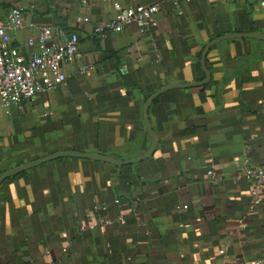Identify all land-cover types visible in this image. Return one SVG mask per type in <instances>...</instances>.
<instances>
[{"label":"crops","instance_id":"obj_1","mask_svg":"<svg viewBox=\"0 0 264 264\" xmlns=\"http://www.w3.org/2000/svg\"><path fill=\"white\" fill-rule=\"evenodd\" d=\"M114 2L160 10L146 33L129 24L93 35ZM14 7L60 38L76 33L79 44L60 64L66 79L57 89L0 111V171L65 149L143 154L146 98L166 83L203 79L201 52L212 38L264 32V0H0V23ZM35 34L11 32L10 44L27 53ZM206 66V84L150 104L158 143L148 158L118 166L62 157L5 179L0 264H264V187L251 208V183L236 178L244 153L264 167V43L222 40Z\"/></svg>","mask_w":264,"mask_h":264},{"label":"built area","instance_id":"obj_2","mask_svg":"<svg viewBox=\"0 0 264 264\" xmlns=\"http://www.w3.org/2000/svg\"><path fill=\"white\" fill-rule=\"evenodd\" d=\"M159 10L158 3L124 6L114 2L111 17L96 25L93 35L119 33L129 24L136 25L140 33H146L154 25V17ZM23 28L36 30L35 35L26 39L27 53L10 44V33ZM78 44L76 33L60 38L52 27L37 26L32 21H26L20 7L10 9L0 23V111L7 112L12 107H20L23 101L31 100L47 90L57 89L66 79L60 64L77 56ZM86 68L80 67L79 70L82 72ZM207 150L210 151V148ZM214 168L215 163L210 158L206 169L208 177L214 178ZM236 178L250 181L251 208L262 201L264 167L252 166L246 153L236 164ZM186 208L187 205L176 206L177 210ZM103 223L107 224V221ZM80 228L83 229L82 226ZM88 228L93 229L94 225Z\"/></svg>","mask_w":264,"mask_h":264},{"label":"water","instance_id":"obj_3","mask_svg":"<svg viewBox=\"0 0 264 264\" xmlns=\"http://www.w3.org/2000/svg\"><path fill=\"white\" fill-rule=\"evenodd\" d=\"M233 38H253L256 39L259 42L264 43V32L257 31L255 29L247 32H231V33H224L222 35L216 36L209 40L203 47L200 57V64L202 67V70L204 72L203 79L199 81H191V82H180V81H173L166 83L159 89H157L154 93H152L146 100L143 102V109H142V115H143V121L145 124L146 131L150 137V146L146 152H144L141 155H138L136 157L127 158V159H119L114 156L104 155L96 152H83L73 149H65L53 152L51 154L45 155L43 157H39L36 159H32L30 161H27L22 164L15 165L13 167H10L4 171H0V184L7 178L19 174L27 169H30L34 166L46 163L51 160H55L62 157H77V158H89L93 160H99L108 162L114 165H124V164H132L135 162H138L140 160L146 159L149 156L152 155L154 152L157 143H158V136L155 133V131L152 128V125L150 123L149 117H148V108L152 101L157 98L160 94L172 90V89H181V88H187V87H197L206 84L210 80V71L206 66V55L209 51V49L217 44L218 42L225 40V39H233Z\"/></svg>","mask_w":264,"mask_h":264},{"label":"trees","instance_id":"obj_4","mask_svg":"<svg viewBox=\"0 0 264 264\" xmlns=\"http://www.w3.org/2000/svg\"><path fill=\"white\" fill-rule=\"evenodd\" d=\"M207 148H210V147H207ZM211 150V149H210Z\"/></svg>","mask_w":264,"mask_h":264}]
</instances>
